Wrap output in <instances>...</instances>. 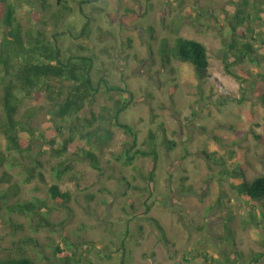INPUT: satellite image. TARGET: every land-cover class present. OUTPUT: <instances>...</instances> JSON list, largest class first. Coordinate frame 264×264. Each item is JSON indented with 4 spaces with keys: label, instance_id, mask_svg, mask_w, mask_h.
Returning <instances> with one entry per match:
<instances>
[{
    "label": "rangeland",
    "instance_id": "rangeland-1",
    "mask_svg": "<svg viewBox=\"0 0 264 264\" xmlns=\"http://www.w3.org/2000/svg\"><path fill=\"white\" fill-rule=\"evenodd\" d=\"M67 1L70 15L66 20L57 17L58 25L49 28V35L64 33L58 42L64 50L69 46L74 56L93 57L91 51L97 60L95 80L105 77L110 85L133 93L121 121L135 129L138 148L146 150L151 133L156 135L157 186L148 202L152 207L148 217L159 221L168 243L161 241L156 224L140 216L144 200L151 194L145 178L152 159L138 158L133 166L125 167L122 160L134 139L114 127L108 117L107 109L114 108V101L128 96L107 92L102 85L95 102L77 118L67 119L85 125L94 113V124L87 126L86 132L79 125V132L100 129L102 135L93 145L76 136V145L65 158L71 171L61 182L53 172L60 160L52 156L47 143L54 136L67 138L68 129L54 114L45 90L31 98L18 94L22 101L18 119L25 121L33 114L30 121L37 138L33 154L41 160L45 177L25 185L24 167L4 165L0 167V198L13 190L16 195L10 196V203L44 202L52 210L49 220L55 226L35 232L36 224L29 217L14 216V224H10L2 212L0 257L20 255L22 242L30 238L36 239L37 245L24 251L40 264H64L58 249L67 253L69 245L79 243V255H84L81 264H118V256L108 257L119 250L121 260L126 256V264H264V232L262 225H257L261 216L240 195L242 180L237 178L239 172L250 182L264 176V106L257 97V86L264 78V12H255L264 10V0H249L247 7H239L245 10L241 16L251 14L249 26L242 29H250L247 36L256 40L250 58L232 67L239 79L228 75L224 67L225 57L230 63L235 60L228 50L236 36L232 30L233 0ZM50 2L55 12L58 1ZM196 11L203 16L199 22L194 18ZM45 16L34 1L17 11L24 25L38 24ZM1 20L0 42L4 31ZM180 37L206 46L210 67L205 83H198L191 64L174 61L163 66L160 48L165 42L173 45ZM81 45L87 48L86 53L79 51ZM217 82L238 102L222 95ZM1 97L0 84V118ZM61 126L65 133L59 135L57 127ZM167 140L174 142L171 149ZM5 148L6 140L0 134V151ZM86 151L97 156L102 171L91 167ZM54 184L71 194L68 209L51 199L49 189ZM20 225L23 230L16 228Z\"/></svg>",
    "mask_w": 264,
    "mask_h": 264
},
{
    "label": "trees",
    "instance_id": "trees-1",
    "mask_svg": "<svg viewBox=\"0 0 264 264\" xmlns=\"http://www.w3.org/2000/svg\"><path fill=\"white\" fill-rule=\"evenodd\" d=\"M0 1V18L4 26L3 36L0 42V68L3 74V77L0 79L2 87L1 107L3 112L0 118V134H2L6 140L5 152L0 151V167L4 165L8 167H24L26 177L23 183L25 185L31 184L35 179L44 181L45 176L42 172L44 166L41 160L33 154V140L37 139L35 130L32 128L30 121L32 120L33 114L27 115V120L25 121L18 119L19 109L22 104L18 96L19 93L31 98L34 94L45 90L49 100L54 105V114L64 124L65 128L68 129L67 138L61 139L59 136H54L49 139L47 143L51 149L52 156L60 160L58 167L53 169L54 177L58 182H61L71 171L72 165L67 164L65 158L75 147L76 136L80 135V138L88 144L93 145L96 138L102 135L99 132L100 129L95 132L84 134L88 128L87 126H92L96 120L94 113H92L91 120H85V125L79 123V125L83 127V131H85L84 133L83 131L82 133L79 132L81 130L78 124H74L73 121L67 122V119L72 120L77 118L88 104L95 102L102 85H104L107 92H116L121 97L128 96L129 99L128 97L125 100L119 98L114 101V108L111 110L110 108L107 109L109 112L108 117L114 127L123 130L134 139L133 144L125 151V156L122 160V164L125 167L133 166L138 158L152 159L150 170L145 178L151 194L147 195L145 198V209L141 212L140 216H145L149 222L156 224L161 233V241L167 244L168 240L164 228L158 220L148 217L152 209L151 204L148 202L152 198V194L156 192L157 186L155 182L157 177V164L159 161V145L156 141V135L155 133H151L149 139L145 143L147 149H140L137 146V133L135 129L121 121L122 113L127 111L132 104L131 101L134 99L133 93L127 88L110 85L108 79L105 77H100L98 80H95L93 73L97 60L91 51L89 53L92 54L94 58L91 56H74L71 54L69 46L64 50L63 46L58 42L59 35L64 33L55 32L51 36L49 35V28H56V25H58L57 17L61 20H66L70 15L71 8L67 0H57L58 9L55 12H52L50 0ZM28 1H34L46 14L45 18L38 20V24L31 25L32 23L28 22V24L24 25L17 18V11L24 7ZM89 2L92 1L90 0ZM232 4L236 8L234 23L232 25V30L236 33V36H234L232 42L228 44V50L229 52L232 51L235 60L233 63H230L227 57H225L224 67L228 75L239 79V77L233 73L232 67L250 58L254 52L253 44L256 40L253 36H247V33H252L250 29H242L244 25L249 26L247 21L251 19V14H248L247 17L241 16L245 10H240L239 7L242 4L247 7L249 5V0H233ZM255 12L261 13L264 12V10L257 8ZM47 17L50 20L49 22L46 19ZM201 17H203L201 13L196 11L194 16L195 20L199 22ZM260 18L261 16L258 15V19ZM89 25L90 22L85 26L84 31ZM82 36L79 38H82ZM71 38L74 40L79 39L73 36H71ZM236 39H239V41H236ZM261 47L263 48V46ZM78 49L81 52H87V48H84L82 45L79 46ZM159 54L163 66L170 65L174 61L191 64L199 84L205 83L209 78L210 62L208 50L204 44L198 41L180 37L175 39L173 45L169 42H165L164 47L160 48ZM251 62L254 63L256 60L251 59ZM217 84L222 95L231 98L234 102H238L236 96L232 92L225 90L219 82H217ZM263 84L264 78L257 86V97L264 106ZM241 101L242 100H240V102ZM101 118L104 119L105 116L101 115ZM105 120H107V118H105ZM64 133L65 130L62 126L57 127V134L60 135ZM173 144L174 142L168 140L166 142L168 149H171ZM150 145H154L155 149L151 150ZM86 158L90 161L91 167L94 170L99 172L102 171L97 156L93 152L86 151ZM27 160L30 162L27 163ZM25 164L28 165L25 166ZM237 178L242 180L241 184H239V193L245 200L252 203V209L259 211L262 221L257 225L260 226L261 224L262 231L264 232V176L250 182L245 177V174L239 172ZM133 188L139 189L137 187ZM14 195L16 194L12 190L11 192L8 191L0 198L1 219L3 217L2 212L8 216L10 224H14V216L29 217L31 222L36 224L35 232H38L39 228L55 226L49 220L52 210L46 208L44 202L39 200L10 203V196ZM49 195L57 206L68 209L67 206L71 201V194L69 192H62L59 184H54L49 189ZM130 223L131 220L128 221L127 225L130 226ZM16 228L23 230L21 225ZM139 231L143 232L142 226L139 227ZM231 244H235L234 239H231ZM21 245L19 250H21L22 253L20 255L15 257L11 255L5 258L0 257V264H40L37 258L27 255L24 251L27 247L37 245V240L28 238L26 241L22 242ZM79 245L80 243L78 245H69L70 251L67 253L58 249L64 264H81L84 255H79ZM119 254H121L120 250L111 254L108 259H114L113 256L115 255V257L118 256V264H126L127 258L125 254L123 253L122 260Z\"/></svg>",
    "mask_w": 264,
    "mask_h": 264
}]
</instances>
